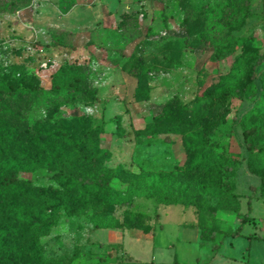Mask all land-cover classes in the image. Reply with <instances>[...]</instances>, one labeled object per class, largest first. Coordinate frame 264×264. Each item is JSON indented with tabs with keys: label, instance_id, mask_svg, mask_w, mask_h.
<instances>
[{
	"label": "rangeland",
	"instance_id": "rangeland-1",
	"mask_svg": "<svg viewBox=\"0 0 264 264\" xmlns=\"http://www.w3.org/2000/svg\"><path fill=\"white\" fill-rule=\"evenodd\" d=\"M58 5L0 0V77L17 65L24 75L13 83L47 91L86 75L96 99L13 104L24 121L7 122L18 144L2 167L57 188L44 163L69 155L73 141L108 151L103 166L119 168L121 180L82 214L58 212L40 239L43 255L62 264H98L107 253L108 264H264V239L247 238H264V197L249 171L264 172V157L249 158L242 144L243 124L264 132V95L232 92L264 51L262 0H73L66 14ZM236 5L240 20H228ZM247 199L256 227L223 237ZM98 212L116 227L96 228Z\"/></svg>",
	"mask_w": 264,
	"mask_h": 264
},
{
	"label": "trees",
	"instance_id": "trees-1",
	"mask_svg": "<svg viewBox=\"0 0 264 264\" xmlns=\"http://www.w3.org/2000/svg\"><path fill=\"white\" fill-rule=\"evenodd\" d=\"M73 0H59V12L66 14L72 7ZM263 17H264V0ZM241 6L231 7L228 20L237 19ZM240 20V17H239ZM146 32H150L149 29ZM23 68L11 66L3 77H0V264H62L60 261L43 255L40 239L45 237L50 228L56 223V215L64 211L67 215H80L83 213V204L98 196L116 195L114 181L121 180L119 168L109 169L103 163L110 158L106 150H96L87 153L81 142L68 141L69 155L46 160L44 167L52 173L53 181L58 185L54 187L36 188L30 179L20 177L18 169L2 167V159L10 149L17 146L16 136L11 137L12 129L7 125L19 117V111L13 109V104L25 100L24 108L32 109L38 98L47 95L52 105H89L96 99L95 88L86 84V75L73 76L65 82H52L49 90L45 91L33 84H16L9 78H23ZM233 93H246L250 98H262L264 95V51L258 55L250 65L249 73L245 78L244 86L235 87ZM47 109V106H46ZM2 121H6V123ZM8 122V123H7ZM3 126V128H2ZM6 136L5 130H8ZM264 132L255 125H242V144L247 156L264 157V143L257 141L256 137ZM256 151V152H254ZM50 153H47L49 155ZM38 162L37 159H33ZM38 165V164H37ZM39 167V166H38ZM251 174L260 181L259 193L264 197V172L249 168ZM228 191H232L229 184H225ZM93 197V198H92ZM247 211L237 212L239 225L235 230L226 232L223 237H239L244 225L256 227L257 219L249 216L250 199H247ZM113 204L125 205V202L114 198ZM97 228H115L113 222H106L108 216L98 212ZM248 239H264L250 233ZM221 242L214 247L219 248ZM110 253L98 257V264H108ZM125 260L133 261L131 257Z\"/></svg>",
	"mask_w": 264,
	"mask_h": 264
},
{
	"label": "crops",
	"instance_id": "crops-1",
	"mask_svg": "<svg viewBox=\"0 0 264 264\" xmlns=\"http://www.w3.org/2000/svg\"><path fill=\"white\" fill-rule=\"evenodd\" d=\"M218 249L216 250V252L218 251ZM164 264H181V263H178L176 260H173V261H170V262H167V263H164ZM188 264H199V263L198 262H192V263H188Z\"/></svg>",
	"mask_w": 264,
	"mask_h": 264
},
{
	"label": "built area",
	"instance_id": "built-area-1",
	"mask_svg": "<svg viewBox=\"0 0 264 264\" xmlns=\"http://www.w3.org/2000/svg\"><path fill=\"white\" fill-rule=\"evenodd\" d=\"M163 36L165 35V34H162Z\"/></svg>",
	"mask_w": 264,
	"mask_h": 264
}]
</instances>
